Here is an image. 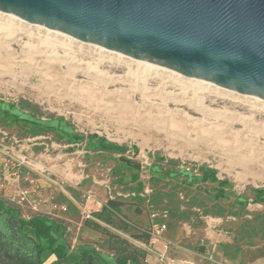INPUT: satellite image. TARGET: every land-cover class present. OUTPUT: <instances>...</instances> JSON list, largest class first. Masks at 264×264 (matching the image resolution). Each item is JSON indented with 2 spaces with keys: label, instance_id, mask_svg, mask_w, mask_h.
I'll list each match as a JSON object with an SVG mask.
<instances>
[{
  "label": "rangeland",
  "instance_id": "374dc122",
  "mask_svg": "<svg viewBox=\"0 0 264 264\" xmlns=\"http://www.w3.org/2000/svg\"><path fill=\"white\" fill-rule=\"evenodd\" d=\"M144 63L0 12L1 101L34 105L43 119L50 114L63 116L77 132L125 145L123 156L140 165L150 164L149 153L158 154L161 164L175 159L179 161L177 168L194 174L201 166L215 168L217 176L227 178L240 194H248L246 188L250 186L264 187V100ZM15 139L20 147L28 146L35 154L67 153L75 168L76 163L83 164L85 177L77 194L79 203H83L82 195L87 191L101 197H108L109 191L116 200L141 206L149 216L159 217L165 208L176 205H182L186 213L190 205L204 210L205 202H192V190L173 180L150 179L145 171L139 173L144 190H138L127 170L117 165V153H86L83 144L66 143L53 133L32 136L24 127L1 121L3 156ZM41 168L38 165L39 171ZM48 175L53 180L58 178L57 173ZM218 204L220 209L224 203ZM205 205V209L211 207L207 202ZM7 206L20 217L24 213L33 216L19 205ZM248 210L246 216L238 215L241 221L264 215L263 204H249ZM91 217L96 218L80 213V227L54 232L69 251L74 252L77 245L97 247L111 262L107 237L84 225V220ZM104 224L128 238L137 232ZM49 253L43 252V258H48L45 264L54 259Z\"/></svg>",
  "mask_w": 264,
  "mask_h": 264
},
{
  "label": "water",
  "instance_id": "95a60500",
  "mask_svg": "<svg viewBox=\"0 0 264 264\" xmlns=\"http://www.w3.org/2000/svg\"><path fill=\"white\" fill-rule=\"evenodd\" d=\"M0 12L264 100V0H0Z\"/></svg>",
  "mask_w": 264,
  "mask_h": 264
},
{
  "label": "trees",
  "instance_id": "16d2710c",
  "mask_svg": "<svg viewBox=\"0 0 264 264\" xmlns=\"http://www.w3.org/2000/svg\"><path fill=\"white\" fill-rule=\"evenodd\" d=\"M26 108L32 111L25 112ZM4 120H8L9 124L26 128L32 136L53 133L66 143L83 144L85 150L96 154L103 152L109 153L110 156L113 153L119 154L116 158L117 165L120 170H127L131 180L136 182L138 190H144L139 180V173L144 171L150 179L173 180L184 189H190L196 184L194 189L197 192L206 191L212 203L211 209H206L207 213L221 214L226 211V207L227 211L234 215L246 216L249 204L264 205V187L250 186L246 188L248 194H240L234 190L233 184L227 178L217 176L215 168L201 166L198 168L199 173L194 174L177 168L179 161L175 159L166 160V165L161 164L162 158L158 154L149 153L150 164L140 165L123 156L126 151L125 145L111 142L95 134L77 132L63 116L50 114L43 119L35 111L34 105L25 104L23 101L16 105L0 100V122ZM218 203H224L222 208H218L220 207ZM122 204L120 200L109 199L101 210L93 211L92 214L106 223L116 224L117 221L116 225L121 229H135L137 232L130 234V238L111 231L97 220L89 218L84 220V225L107 237V249L112 252L110 262L95 247L81 245L74 252L69 251L65 241L54 232L60 229V225L41 215L30 218L15 215L12 208L0 199V246L3 251L0 254V264H45L48 258H43L44 250L50 252L48 256H54L50 264H147L146 251L133 244L132 240L147 243L151 238L149 227L136 226L121 217ZM177 207L176 205L173 209ZM243 221L245 222L241 225V230L244 234L253 233L254 236L258 234L259 240H264V215L256 214Z\"/></svg>",
  "mask_w": 264,
  "mask_h": 264
},
{
  "label": "crops",
  "instance_id": "0c3cea01",
  "mask_svg": "<svg viewBox=\"0 0 264 264\" xmlns=\"http://www.w3.org/2000/svg\"><path fill=\"white\" fill-rule=\"evenodd\" d=\"M22 148L27 155L35 157L41 163L44 162L40 165L47 169V173L39 171L38 167L30 170V174L35 176L39 181L41 198L44 204L39 205L37 211L31 210L27 204L17 206L31 211V215L33 216L41 215L56 222L58 225H61V229L69 230L73 225L75 227L76 225L79 226L77 219L84 204V196L92 192H85L82 195L83 203H79L80 200H78L77 194L78 190H81V183L85 177L82 168L84 165L76 163L77 167L75 168V163H72L71 159L67 158V153H58L55 156H51L43 153L35 154L30 147H25V145ZM85 152L91 153V151L87 150ZM1 153L0 151V164L4 159ZM52 161L62 162L54 164ZM78 167L81 168L78 169ZM73 168L76 170L75 173L72 172ZM51 173H57V180H53L48 175ZM7 182L12 188L27 185L23 179L18 180L15 176H9ZM194 187L188 189L192 190V202H207L208 207H210L212 203L206 191L197 192ZM204 189L206 188L204 187ZM92 193L96 200H90L87 205L93 211H99L105 205L107 197H101L94 192ZM51 196L59 204L65 205L67 210H52L50 208ZM205 203L203 211H201L199 206L190 205L188 213L183 210L182 205L174 209L163 205L167 206L168 209L165 208L163 210L165 213L163 212L159 217H155L153 214L149 216L141 206L123 202L120 207V216L134 223V225L136 224V226L143 225L153 229L163 223L166 224V229L160 231L158 235L151 237L147 243L132 240L133 244L146 251L147 264H156L157 257L160 255L165 256L167 264H264V240L260 241L258 234L255 236L253 233L244 234L241 230V225L244 221L242 220V222L239 216L228 212V208L225 207L226 211L221 214H211V212H206ZM208 209H211V207ZM22 217L29 218L27 213H24ZM91 218L105 225L98 218ZM82 230L84 229L82 228ZM78 246L81 245H77L76 248ZM95 248L98 250L97 247Z\"/></svg>",
  "mask_w": 264,
  "mask_h": 264
},
{
  "label": "built area",
  "instance_id": "2783aa9c",
  "mask_svg": "<svg viewBox=\"0 0 264 264\" xmlns=\"http://www.w3.org/2000/svg\"><path fill=\"white\" fill-rule=\"evenodd\" d=\"M13 141V146L7 148L4 147L6 148L5 156L0 164V199L5 203L16 204L19 206L27 204L31 210L37 211L39 205L44 204V202L41 198V186L39 181L35 176L30 174V170L35 167L37 168L38 165L41 166L40 162L36 158L27 155L22 146L20 147L18 145L16 139ZM143 165H147L146 162H144ZM45 170L46 168L42 167L40 171L44 172ZM9 176H15L18 180L23 179L27 185L12 188L7 182ZM109 199L114 198L108 191V197L105 200V204ZM90 200H96V198L92 193H87L84 196V204L81 208L82 216L92 214L93 210L87 205ZM50 208L52 210H67L65 205L59 204L52 196L50 197ZM164 229H166L165 223L154 229L149 227L151 237L158 235L160 231H163ZM156 262V264H167L164 255L158 256Z\"/></svg>",
  "mask_w": 264,
  "mask_h": 264
},
{
  "label": "bare ground",
  "instance_id": "6f19581e",
  "mask_svg": "<svg viewBox=\"0 0 264 264\" xmlns=\"http://www.w3.org/2000/svg\"><path fill=\"white\" fill-rule=\"evenodd\" d=\"M143 62H145V61H143ZM144 64H145V66H147V65L149 66V65H150V63H147V62H145ZM146 64H147V65H146ZM153 65H154V64H153ZM150 66H151V65H150Z\"/></svg>",
  "mask_w": 264,
  "mask_h": 264
},
{
  "label": "flooded vegetation",
  "instance_id": "af4514ba",
  "mask_svg": "<svg viewBox=\"0 0 264 264\" xmlns=\"http://www.w3.org/2000/svg\"><path fill=\"white\" fill-rule=\"evenodd\" d=\"M3 251H2V247L0 246V254L2 253Z\"/></svg>",
  "mask_w": 264,
  "mask_h": 264
}]
</instances>
